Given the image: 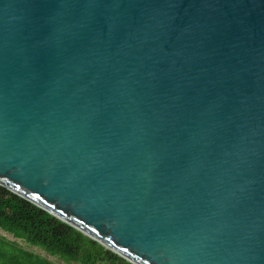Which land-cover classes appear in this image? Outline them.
Segmentation results:
<instances>
[{"label": "water", "instance_id": "1", "mask_svg": "<svg viewBox=\"0 0 264 264\" xmlns=\"http://www.w3.org/2000/svg\"><path fill=\"white\" fill-rule=\"evenodd\" d=\"M0 185L131 264H264V0H0Z\"/></svg>", "mask_w": 264, "mask_h": 264}, {"label": "trees", "instance_id": "2", "mask_svg": "<svg viewBox=\"0 0 264 264\" xmlns=\"http://www.w3.org/2000/svg\"><path fill=\"white\" fill-rule=\"evenodd\" d=\"M0 229L66 264H131L0 185ZM0 264H55L0 235Z\"/></svg>", "mask_w": 264, "mask_h": 264}, {"label": "rangeland", "instance_id": "3", "mask_svg": "<svg viewBox=\"0 0 264 264\" xmlns=\"http://www.w3.org/2000/svg\"><path fill=\"white\" fill-rule=\"evenodd\" d=\"M0 235L4 236L5 238H7L10 241L17 242L23 248H25V249H27L29 251H32L35 254H38V255H40V256H42L44 258H47L48 260L52 261L55 264H66L64 261L60 260L59 258L50 256L48 253H46L42 249L34 247V246H31V245L27 244L26 242H24V241H22L20 239H16L11 234L6 233V232L2 231L1 229H0Z\"/></svg>", "mask_w": 264, "mask_h": 264}]
</instances>
